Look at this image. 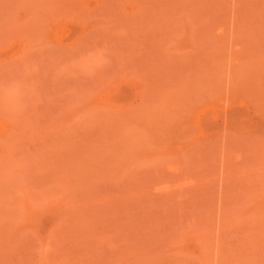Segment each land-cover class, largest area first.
Here are the masks:
<instances>
[{
  "label": "rangeland",
  "instance_id": "1",
  "mask_svg": "<svg viewBox=\"0 0 264 264\" xmlns=\"http://www.w3.org/2000/svg\"><path fill=\"white\" fill-rule=\"evenodd\" d=\"M0 264H264V0H0Z\"/></svg>",
  "mask_w": 264,
  "mask_h": 264
}]
</instances>
